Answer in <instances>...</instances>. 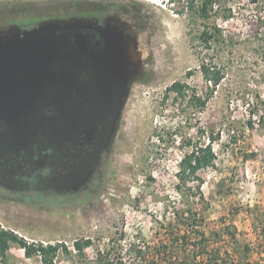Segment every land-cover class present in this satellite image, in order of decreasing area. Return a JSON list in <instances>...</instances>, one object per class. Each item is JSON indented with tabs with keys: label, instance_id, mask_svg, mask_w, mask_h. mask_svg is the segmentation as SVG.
I'll return each mask as SVG.
<instances>
[{
	"label": "rangeland",
	"instance_id": "374dc122",
	"mask_svg": "<svg viewBox=\"0 0 264 264\" xmlns=\"http://www.w3.org/2000/svg\"><path fill=\"white\" fill-rule=\"evenodd\" d=\"M221 3L230 8L225 16L198 20L190 30L185 0H0V28L121 16L135 25L144 60L96 194L64 204L0 202L1 228L28 242L64 244L68 252L59 251L54 264L141 263L151 255L153 264H166L164 244L170 233H182L177 211L189 205L203 217L207 249H218L221 263L264 264V0ZM214 24L225 43L206 46L197 33ZM202 63L221 65L217 86L205 81ZM176 80L206 97L203 109L166 92ZM209 135L217 137L214 164L199 170L201 183L187 182L179 191L176 173L187 149L182 139L207 142ZM85 239L90 245L79 253L73 243ZM0 264L41 262L10 242Z\"/></svg>",
	"mask_w": 264,
	"mask_h": 264
},
{
	"label": "flooded vegetation",
	"instance_id": "af4514ba",
	"mask_svg": "<svg viewBox=\"0 0 264 264\" xmlns=\"http://www.w3.org/2000/svg\"><path fill=\"white\" fill-rule=\"evenodd\" d=\"M85 18L90 24L79 31L87 35L86 47L99 52L65 61V75L44 86L26 115L13 121L0 115V202L72 203L102 185L144 60L133 23L111 14ZM42 21L10 22L0 34L16 27L22 38ZM100 32L110 35L103 39Z\"/></svg>",
	"mask_w": 264,
	"mask_h": 264
},
{
	"label": "trees",
	"instance_id": "16d2710c",
	"mask_svg": "<svg viewBox=\"0 0 264 264\" xmlns=\"http://www.w3.org/2000/svg\"><path fill=\"white\" fill-rule=\"evenodd\" d=\"M252 3H258L259 0H250ZM221 0H185L184 10L187 16L190 30L196 26V22L201 20L207 21L210 17H217L219 14L225 16L227 8L223 9ZM261 23L264 24V17H260ZM197 37L200 42L209 46L211 42L215 44L225 43V38L221 28L218 25L212 27L204 26L199 30ZM201 71L206 82L212 83L215 87L223 78L221 65H215L209 69L202 63ZM167 93H172L175 99H185L188 106L195 109H203L206 103V97L191 90L190 86L183 81L176 80L172 82L166 89ZM217 139L213 135H209L207 142H202L199 139L188 137L183 140L184 146L187 148L179 160V169L176 173L178 182L176 189L182 192L186 188L187 182L198 180L202 182L199 176V170L212 166L216 160V154L213 150V141ZM252 155V154H251ZM250 155V156H251ZM249 156V155H247ZM199 188V184L197 185ZM190 188V187H189ZM199 195L200 192H199ZM179 214V215H178ZM203 217L197 211H193L191 206L177 211L176 224L183 228L182 233H170L171 239L164 244L168 249L166 252V264H224L220 262V253L218 249H207V237L202 229ZM177 226V227H178ZM231 238L235 239V234L230 233ZM16 242L24 250L27 257L38 255L41 264H54V260L59 251L68 252L67 247L61 242L43 243V242H28L25 239L18 237L13 231L0 227V257L3 259L9 249V243ZM90 245V240L75 241L73 247L79 253L83 252L84 247ZM243 250H249L248 245L242 246ZM183 252V255L180 252ZM158 250V254H159ZM147 256V255H146ZM141 259V263H125L113 260H105V264H153L155 255H151V259ZM205 259V260H204ZM143 262V263H142ZM227 262V261H226ZM238 264H256L249 259L236 262ZM234 262L230 264H236Z\"/></svg>",
	"mask_w": 264,
	"mask_h": 264
},
{
	"label": "water",
	"instance_id": "95a60500",
	"mask_svg": "<svg viewBox=\"0 0 264 264\" xmlns=\"http://www.w3.org/2000/svg\"><path fill=\"white\" fill-rule=\"evenodd\" d=\"M90 21L85 17L48 19L23 30L22 38L16 27L0 34V115L10 121L26 115L44 86L65 75V61H78L82 56L93 58L99 52L86 47L87 35L79 31ZM99 34L103 39L110 35ZM54 64L56 70L52 71Z\"/></svg>",
	"mask_w": 264,
	"mask_h": 264
},
{
	"label": "bare ground",
	"instance_id": "6f19581e",
	"mask_svg": "<svg viewBox=\"0 0 264 264\" xmlns=\"http://www.w3.org/2000/svg\"><path fill=\"white\" fill-rule=\"evenodd\" d=\"M136 51V50H135Z\"/></svg>",
	"mask_w": 264,
	"mask_h": 264
}]
</instances>
